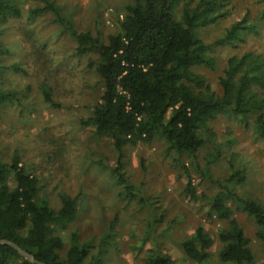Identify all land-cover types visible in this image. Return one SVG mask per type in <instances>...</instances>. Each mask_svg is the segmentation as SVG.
Wrapping results in <instances>:
<instances>
[{
  "label": "trees",
  "instance_id": "1",
  "mask_svg": "<svg viewBox=\"0 0 264 264\" xmlns=\"http://www.w3.org/2000/svg\"><path fill=\"white\" fill-rule=\"evenodd\" d=\"M247 1L253 6L243 9L242 17L236 19L230 0H134L124 8L117 32L106 39L73 30L53 0H32L35 6L26 18L31 23L52 15V22L69 31L75 43L71 57L88 59L87 67L100 80L102 91L91 114L80 123L95 136L111 141L117 157L111 176L126 187L128 195L132 196L134 188L123 171L126 146L160 140L167 154L176 155L174 162L185 182L184 197L204 202L209 208L207 219L215 217L226 225L217 234L218 264H255L250 240L234 217L235 211L254 221L255 237L264 250V204L239 192L247 182V169L237 152L231 151L226 157L223 152V148L232 150L236 141H218L221 136L211 126L220 117L243 125L260 144L264 157V54L256 48L258 42H264V0ZM20 14L16 0H0V34L3 26ZM219 27L221 35L214 43L207 44L200 36L202 30ZM249 37L255 39L256 47L241 49ZM222 44L235 52L224 62L218 94L194 70L213 69V49ZM41 49L48 55L46 65L51 67L53 57L47 45ZM9 54L10 50L0 44V61ZM24 68L18 64L0 66V107L24 108L22 100L29 90L14 89L9 81H3L7 71L27 75ZM35 68L36 75L42 76L43 101L56 108L51 96L54 88L46 86L49 78L38 66ZM51 72L55 75L59 71L54 66ZM182 157L190 159L197 187L209 184L216 187L215 193L208 196L205 190L197 189ZM225 159L228 175L215 179L212 168ZM38 184L37 177L21 166L16 152L7 163L0 159V240L14 243L43 264H103V247L110 245L111 235L106 232L98 247L82 242L76 226L78 196L59 193L58 207L53 208L39 198ZM140 198L141 204L154 206ZM154 207L158 209V203ZM63 232L69 234L67 245L61 237ZM214 244L208 231L198 226L179 247L190 262L208 264ZM145 263L176 264L158 251L148 255ZM0 264L30 263L11 247L0 245Z\"/></svg>",
  "mask_w": 264,
  "mask_h": 264
},
{
  "label": "rangeland",
  "instance_id": "2",
  "mask_svg": "<svg viewBox=\"0 0 264 264\" xmlns=\"http://www.w3.org/2000/svg\"><path fill=\"white\" fill-rule=\"evenodd\" d=\"M53 1L61 8V17L73 30L89 31L93 36L101 35L106 39L117 32L124 8L134 0ZM16 2L21 14L3 26L0 44L9 49L10 54L1 59L0 66L18 64L25 67L27 75L7 71L3 81H9L14 89L29 91L22 100L24 108L0 107V159L7 163L16 152L26 172L37 177L39 198L53 208L58 207L59 193L78 196L76 226L80 240L98 247L106 232L112 237L110 245L103 247V264H146V257L154 251L169 255L176 264H195L183 255L179 243L198 226L215 240L208 264H218L220 245L217 234L226 225L216 221L215 217L207 219L209 208L204 202H192L184 197L185 182L179 165L174 162L176 155L167 154L160 140L136 147L126 146L123 171L127 182L134 188L132 196L128 195L126 187L111 176L117 158L111 141L95 136L92 129L80 123L91 114L102 91L100 80L87 67L88 59L71 57L75 43L69 31L52 22V15L46 14L27 23V12L35 4L32 0ZM230 2L235 8L236 19H240L245 8L252 5L247 0ZM220 35L221 27L200 31L207 44L217 41ZM247 40L241 49L256 47L253 45L255 39L249 37ZM43 44L53 57L51 67L46 65L48 55L41 49ZM263 44L258 42L256 48L264 54ZM234 52L226 44L217 45L212 53L215 67L194 70L206 79L215 93L221 92L218 77L225 60ZM35 66L49 78L46 86L54 88L51 96L56 108L43 101L40 95L42 76L36 75ZM54 66L59 71L55 75L51 72ZM211 126L221 136L218 141L224 143L231 138L236 141L232 150L227 152L223 148V152L225 157L231 151L237 152L247 169V182L239 192L264 204V157L260 153V144L249 129L232 119L220 117ZM202 157L203 152L198 155L200 163ZM180 160L197 187L198 180L192 172L190 159L182 157ZM227 169L226 159L214 165V178L227 177ZM199 187L197 189L205 190L208 196L216 192V187L209 184ZM140 196L154 206L158 203V209L148 203L141 204ZM234 217L250 240L255 264H264V250L255 237L254 221L239 211H235ZM61 237L67 245L69 234L63 232Z\"/></svg>",
  "mask_w": 264,
  "mask_h": 264
},
{
  "label": "water",
  "instance_id": "3",
  "mask_svg": "<svg viewBox=\"0 0 264 264\" xmlns=\"http://www.w3.org/2000/svg\"><path fill=\"white\" fill-rule=\"evenodd\" d=\"M0 245L11 247L12 249H14L19 254L20 257L25 259L30 264H43V263H40L37 260H35L32 255L26 253L25 251H23L21 248H19L17 245H15L12 242L0 240Z\"/></svg>",
  "mask_w": 264,
  "mask_h": 264
}]
</instances>
